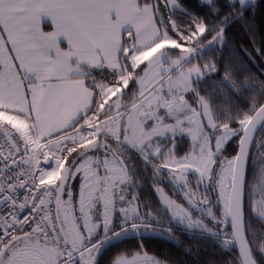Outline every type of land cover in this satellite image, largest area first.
<instances>
[{"label": "snow or ice", "instance_id": "obj_1", "mask_svg": "<svg viewBox=\"0 0 264 264\" xmlns=\"http://www.w3.org/2000/svg\"><path fill=\"white\" fill-rule=\"evenodd\" d=\"M255 3L184 22L177 0H0V264H168L143 237L173 226L264 264V80L201 63Z\"/></svg>", "mask_w": 264, "mask_h": 264}, {"label": "trees", "instance_id": "obj_2", "mask_svg": "<svg viewBox=\"0 0 264 264\" xmlns=\"http://www.w3.org/2000/svg\"><path fill=\"white\" fill-rule=\"evenodd\" d=\"M181 11L176 13L178 20L183 19L187 22L184 13H191L201 18L212 19L208 12L206 4H202L201 0H177ZM225 0H221L224 3ZM224 11V15H227ZM247 23L235 21L226 28L227 38L221 45H212L214 51H207L208 45H205V56L201 63L215 62L219 67L224 65H232L234 72L241 79L249 77L247 83L256 84L264 80V57L259 55L256 49L264 51V0H258L254 9L246 14ZM231 19V18H230ZM250 53L251 58L245 55ZM220 76V73H212L207 80V87L211 90L216 85L213 83ZM256 90L252 92L240 89V99L237 100L242 107L247 104L249 98ZM233 99H236L233 96ZM230 146H225L227 155L234 154L236 144L229 142ZM184 147V142L181 143ZM137 161V167L140 166ZM146 172V173H145ZM140 180L138 181L142 187L138 189L140 200L151 205L153 210L159 209V201L156 192L152 187V177L150 170L139 171ZM175 229L174 239H165L153 235L151 232L146 233L143 237L144 249L149 255H153L158 259L165 260L168 264H231L236 258L237 251L233 249L222 250L218 244L211 238L204 236L199 232H186L181 228ZM140 240L133 237L114 248L108 249L103 254V259L107 262L112 256L122 250H136L140 244Z\"/></svg>", "mask_w": 264, "mask_h": 264}, {"label": "rangeland", "instance_id": "obj_3", "mask_svg": "<svg viewBox=\"0 0 264 264\" xmlns=\"http://www.w3.org/2000/svg\"><path fill=\"white\" fill-rule=\"evenodd\" d=\"M202 4H206L207 0H201ZM165 191L169 193V195H173V193L169 190V188H165ZM156 197L158 199L157 193H156ZM207 222V221H206Z\"/></svg>", "mask_w": 264, "mask_h": 264}, {"label": "flooded vegetation", "instance_id": "obj_4", "mask_svg": "<svg viewBox=\"0 0 264 264\" xmlns=\"http://www.w3.org/2000/svg\"><path fill=\"white\" fill-rule=\"evenodd\" d=\"M138 164H140V162H139ZM138 169H141V166H139ZM145 173H146V172H145Z\"/></svg>", "mask_w": 264, "mask_h": 264}, {"label": "crops", "instance_id": "obj_5", "mask_svg": "<svg viewBox=\"0 0 264 264\" xmlns=\"http://www.w3.org/2000/svg\"><path fill=\"white\" fill-rule=\"evenodd\" d=\"M258 0H256V2H257Z\"/></svg>", "mask_w": 264, "mask_h": 264}, {"label": "water", "instance_id": "obj_6", "mask_svg": "<svg viewBox=\"0 0 264 264\" xmlns=\"http://www.w3.org/2000/svg\"><path fill=\"white\" fill-rule=\"evenodd\" d=\"M237 255H238V253H237Z\"/></svg>", "mask_w": 264, "mask_h": 264}]
</instances>
